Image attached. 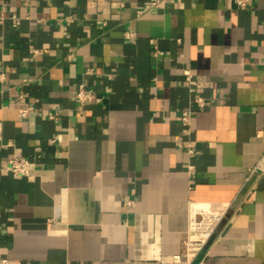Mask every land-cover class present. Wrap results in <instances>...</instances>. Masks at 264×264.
<instances>
[{
	"label": "crops",
	"instance_id": "1",
	"mask_svg": "<svg viewBox=\"0 0 264 264\" xmlns=\"http://www.w3.org/2000/svg\"><path fill=\"white\" fill-rule=\"evenodd\" d=\"M153 1L0 0V258L167 264L226 203L191 264H264V0Z\"/></svg>",
	"mask_w": 264,
	"mask_h": 264
},
{
	"label": "built area",
	"instance_id": "2",
	"mask_svg": "<svg viewBox=\"0 0 264 264\" xmlns=\"http://www.w3.org/2000/svg\"><path fill=\"white\" fill-rule=\"evenodd\" d=\"M239 8H245V6L252 0H230ZM159 0L150 3L149 9L157 7ZM126 37H130V33H125ZM186 79H189V75L186 72ZM75 97L80 101H90L93 99L92 92L86 89L83 85H79ZM194 104L198 108H202L207 104V101L200 96L194 98ZM32 107H21L19 113L21 117H26ZM49 118L55 119L53 115H49ZM190 119V111L182 110L180 112V122L182 125H187ZM264 167V155L260 161L250 172L263 169ZM5 171L13 176L28 177L30 176V162L27 159L18 157H12L6 160ZM228 205L226 203H204L199 205H193L188 217V225L186 235L182 241V251L180 254L174 255L167 264H191L193 261L198 260L207 245L211 236L214 234L217 226L222 220L224 214L227 211ZM0 264H18L16 261L9 258H0Z\"/></svg>",
	"mask_w": 264,
	"mask_h": 264
}]
</instances>
